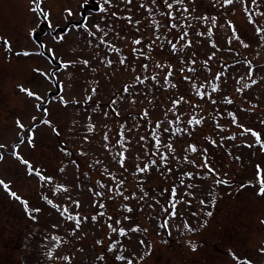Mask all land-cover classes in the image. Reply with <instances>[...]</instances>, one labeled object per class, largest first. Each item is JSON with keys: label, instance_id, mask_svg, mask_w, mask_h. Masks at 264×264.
Returning a JSON list of instances; mask_svg holds the SVG:
<instances>
[{"label": "rangeland", "instance_id": "obj_1", "mask_svg": "<svg viewBox=\"0 0 264 264\" xmlns=\"http://www.w3.org/2000/svg\"><path fill=\"white\" fill-rule=\"evenodd\" d=\"M32 7V0H0V38L12 49L0 41V180L29 208L0 186V264H264L257 171L264 176V150L243 132L252 129L264 142V0L227 6L224 0H184L171 10L175 20L163 0H44L51 28ZM23 52L31 55H16ZM157 64L171 66L168 84L169 68ZM194 118L202 123L190 124ZM17 121L34 129L32 145L28 131L21 143ZM189 145L197 152L186 151ZM14 152L51 183L29 175ZM205 160L215 175L202 167ZM70 215L81 218L79 228ZM165 221L167 228L161 227ZM134 227L141 231H130Z\"/></svg>", "mask_w": 264, "mask_h": 264}, {"label": "snow or ice", "instance_id": "obj_2", "mask_svg": "<svg viewBox=\"0 0 264 264\" xmlns=\"http://www.w3.org/2000/svg\"><path fill=\"white\" fill-rule=\"evenodd\" d=\"M86 2H87V0H86ZM110 2H111V0H104V3H105V4H110ZM151 2H152L153 4H155V3H156V0H151ZM190 2H194V0H190ZM252 2H253V3H256V0H252ZM32 3H33V7L31 8V10H32L34 13H36L38 17H41V16H42V17L44 18V20L48 21V26H49V28H51L52 25H51V22H50V20H49L50 13L47 12V11H45V10L41 7V5L44 3V0H32ZM127 3H132V0H127ZM163 3L166 5L167 9L169 10V13H168V14H169L170 18L173 19V20L177 19V17L171 15V10L173 9V6H174V5H183V4H184V0H171V2H169V0H163ZM224 3H225V6H227V5H231V4L234 3V0H224ZM140 7L146 8V10L149 12V14H150V15L152 14V9L147 8V6H146L145 4H141ZM100 11H101V12H106L107 10H106L103 6H101ZM183 12H184V13H187V12H188V8H187L186 6L183 8ZM163 14H164V13H161V15H163ZM68 15H69V16L72 15V13H71L70 10L68 11ZM113 15H115V13H113ZM261 15H264V13H261ZM180 18H181V19H187L186 16H181ZM126 19H128V21H129L130 23L132 22V21H131V17H127ZM201 19L207 21L209 18L205 16V17H201ZM211 20H212V27H215V24H216V17H212ZM250 22H251V21H250ZM136 23H139V21H137ZM190 26H191V25H189V27H190ZM96 27H97V30H98V31H103L102 29L99 28V26H96ZM172 27H173V28H176L177 25H176V24H173ZM229 27L232 28L233 26L229 23ZM260 31H261L260 29H257V35L260 34ZM187 35H188V33L185 32V33L180 37V39H181V40H184V38H185ZM197 35H204V34H203V33H197ZM207 35H208L209 37H211V36L213 35L211 28H209ZM233 37H234L235 39H239V37L236 36V32H235V29H234V28H233ZM61 39H62V38H61ZM156 39H160V37L157 36ZM0 41H2V43H3V45H4L5 49H6V51H9V52H10V51L12 50V49H11L10 42H9L8 40L3 39V38H0ZM132 43L135 44V45H140V44H142V41H141L140 39H135V40L132 41ZM170 43H171V42H170ZM188 46L190 47L191 45L189 44ZM243 46H244L245 48H247L249 45H248V44H243ZM150 47H151V46H149V48H150ZM212 47H216V45L213 44ZM172 48L175 49V44L172 45ZM50 51H51V50H50ZM136 51H138V50H137V49H134V50H133L134 54H135ZM140 51L142 52V49H141ZM16 55H24V56H28V55H31V53H29V52H23V53H16ZM53 55H54V54H53ZM213 57H214V53H213V55L209 56L208 59L211 60V59H213ZM145 58H148V57L145 56ZM124 62H125L124 60H120V63H121V64H123ZM192 63H194V61H192ZM205 63H206V62H205ZM83 64H84L85 66H87L88 62H87V61H83ZM62 66H63V67H67L68 65H62ZM143 67H144L145 70H147V67H148V66H147V65H144ZM156 67H157V68H161V70H163L164 67H168V68H169V71L167 72V74H166L165 77H164V83H165V84H168V83H169V77H171V75H172L171 66H162V65H160V64H157ZM188 70H189V71H194V69H192V68H189ZM36 71H39V70H36ZM40 74H41V75H46V74H44V73H40ZM250 75H251V74H249V76H250ZM216 78L219 79V76H217ZM152 79L155 80V77H152ZM185 79H188V78L185 77ZM137 80H140V83H142V84L144 83V80H141L140 77H137ZM254 83H255V82H254ZM171 87L175 88L176 85H175V84H172ZM19 90H20L21 92L26 93L27 96L30 97V98H34V99H36L37 101H41V103L44 102V101L42 100V98H41L39 95L33 93V92H32L31 90H29V89H25L23 86H20V87H19ZM217 90H218L217 88H213V89H212L213 92H215V91H217ZM125 91H127V87H126ZM93 94H95V89H93ZM197 94H198V95H201V99L204 98L203 95L199 93V89H197ZM88 99H91V97H88ZM182 101H183V97H180L178 100H173L172 103H173V105H179V103L182 102ZM133 102H135V101H133ZM212 103H215V100H213ZM227 103L230 104V103H232V101H231V100H227ZM36 107L39 109L40 105H37ZM170 110H171V109H170ZM45 115H47V110H45ZM117 115H118V113H117ZM144 116H145V117L148 116L147 111L144 112ZM33 119L35 120V118H33ZM235 120H236V117L233 116V121L235 122ZM177 122H179V117H177ZM43 123H45V124H49V125H50V122L47 121V120H44ZM170 123H171V122H170ZM189 123H190V124H191V123H195L196 125H200V124L202 123V121H201L200 119H195V118H194L193 120H190ZM17 126L20 127V128L22 129V133H21V143H24L23 131H28V132H29V137H28V141H27V142L29 143V145H32V144H33V140H34V136H32L31 133L34 131V129H32V130H24V126H23L19 121H17ZM91 127H93V126H90V128H91ZM240 127H243V126L241 125ZM156 128H157V129L160 128V124H159V123L156 124ZM53 130L55 131V129H53ZM164 131H168V129L165 128ZM243 132H244V133H250L253 137H255V138H256V142L260 145L261 149L264 150V142L261 141V137H260V134H259V133L255 132V131H253L252 129H249V128H243ZM57 134H58V133H57ZM154 135L156 136V141H157V143H156V148H157V151H159V149H160L159 135H158L157 133H154ZM234 138H235V137H228V139H234ZM105 139H107V135H105ZM141 139H143V137H142ZM213 143H215V142L213 141ZM164 146H165L170 152L173 151V148H172V145H171V144H166V145H164ZM4 147H5L4 145L0 144V148H4ZM126 150H127V149H126ZM186 151H189V152H191V153H196V152H197V147H196L195 145H189V147H188V149H187ZM13 154L15 155V157H16L17 159H19V160L21 161L22 164H24V165L27 166V168H28V172H29V175H33V174H34V175H36L41 181H47V182L51 183V178H50V177H45L44 175L41 174L40 170H38V169H34L33 166L29 163L28 160L23 159V157H21L17 152H14ZM118 156H119V161H118V162L120 163V166H121V167H124V161H125V159H126V156L124 155L123 152L118 153ZM161 157H162V160H163V161H166V160H167V156H164L163 154H161ZM2 159H3V153H0V160H2ZM185 159L187 160V158H185ZM237 159H238V158H237ZM202 167L207 168L209 172H211V173H213V175H215V171H214V169L210 167V165L208 164V162H207L206 160H205V162L203 163ZM137 168H138V171H140V172H147V171H148V167H147V166H145L144 168H139V165H138ZM62 170H63V169H61V171H62ZM257 171H258V183H259V193H258V194H259V195H264V176L260 175V169H259V167H258ZM216 182H217L218 184H227V181L221 180V179H219V178H217V181H216ZM121 184H122V182H121ZM0 186H2V187L4 188V190L7 191V192L9 193L10 196H12L14 199L20 201V202L24 205V207H25V211H26V212L29 211V208H28V202L22 200L21 197H19L16 193L12 192V191H11V188H10V185H9L8 183H5V181L0 180ZM101 187H105V186H104V185H101ZM188 187H193V185H188ZM57 190H58V191H63V192H67V191H68V189H67L66 187H63V186L58 187ZM120 194L123 195V193H120ZM173 194H175V190H173ZM97 195H102V194H101V193H97ZM124 198H125V199H128L129 197H124ZM44 199L47 201V203H48L49 205H52L53 202H52L50 199H48L47 197H44ZM74 203L76 204L77 207H79V202H78V201H75ZM201 203L203 204L204 202L201 201ZM99 206H100L101 208L104 207L103 204H100ZM56 207H59V206H56ZM172 207H173V212L171 213V215H172L173 217H175V215H176V213H175V204H173ZM31 211H33V212H39L40 210H39V209H32ZM63 211H64V212H68V209H67V208H64ZM126 211L131 212L132 209H131V208H127ZM165 211H167V209H165ZM100 215H104V213H100ZM207 215H208V216H211L212 213H211V212H208ZM30 218L35 219L34 216H30ZM69 219L75 221L77 228H79V225H80V223H81L82 221H81V218H80L78 215H70V216H69ZM83 219H84V220H87L86 217L83 218ZM92 219L95 220V217H93ZM108 219L111 220L112 217L109 216ZM125 219H128V217H125ZM116 224L119 225V224H120V221H116ZM185 226L187 227V224H186ZM108 227H109V229H110L112 232H114V233H116V232L118 231V234H119L120 236H127V231H126L125 229H123V228H119V230H118L116 227H113V225H111V224H109ZM161 227L167 228V227H168L167 221H165V223L162 224ZM130 231H133V232H139V231H141V229H140L139 227H134V228L130 229ZM143 231H147V230H146V229H143ZM189 231H191V229H189ZM169 234H170V233H169ZM98 243H99V242H98ZM140 243L143 244V241H140ZM114 248H115V245H111V246L109 247V251H113ZM193 250H195V245H193ZM121 252H123V249H121ZM51 258H52V257H51V254L49 253V259H51ZM116 259H117V260H120V261H123V260L126 259V257H124L123 255H118V256H116ZM127 264H133V261H132L131 259H128V260H127ZM245 264H247V262H245Z\"/></svg>", "mask_w": 264, "mask_h": 264}]
</instances>
